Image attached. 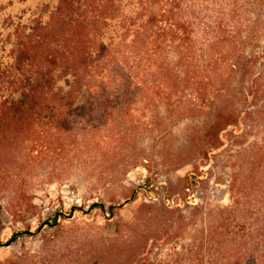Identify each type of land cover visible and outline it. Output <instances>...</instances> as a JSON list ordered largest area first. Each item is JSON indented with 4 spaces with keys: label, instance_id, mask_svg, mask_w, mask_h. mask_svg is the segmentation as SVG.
<instances>
[{
    "label": "trees",
    "instance_id": "obj_1",
    "mask_svg": "<svg viewBox=\"0 0 264 264\" xmlns=\"http://www.w3.org/2000/svg\"><path fill=\"white\" fill-rule=\"evenodd\" d=\"M263 39L264 0H58L0 64V173L10 160L4 148L26 176L44 157L61 156L68 135L85 125L77 118L84 110L121 119L149 113L148 128L199 117L176 155L194 169L164 201L193 214L192 243L178 264H264V141L239 152L227 204L199 196L209 161L247 138V122L264 125ZM18 180L0 176L16 184L19 206L8 208L16 217L32 206L28 178ZM160 185L148 176L134 198L143 191L155 200ZM62 219L57 211L45 225Z\"/></svg>",
    "mask_w": 264,
    "mask_h": 264
},
{
    "label": "rangeland",
    "instance_id": "obj_2",
    "mask_svg": "<svg viewBox=\"0 0 264 264\" xmlns=\"http://www.w3.org/2000/svg\"><path fill=\"white\" fill-rule=\"evenodd\" d=\"M57 2L0 0V64L14 56L24 27L46 20ZM80 114L79 124L85 125L68 135L61 156L44 157L31 175L18 171L19 159L8 157L12 149L2 150L10 160L0 176L28 178L32 206L19 217L10 214L8 208L19 206L12 196L16 184L12 188L0 183V264H178L192 243L193 214L191 208L172 211L164 201L175 198L194 169L181 166L185 161L178 163L176 155L191 139L199 117L168 119L166 125L148 128L149 113L123 119L89 110ZM251 125L247 122V138L226 143L209 161V179L199 192L203 203H228L227 186L235 176L239 152L264 141V125L249 129ZM161 134L167 137L162 140ZM14 151L21 154L17 147ZM148 176L162 183L159 197L152 200L141 191L134 198ZM94 204L104 205L106 211L91 212ZM110 207H115L113 214ZM57 211L64 214L59 226L45 225Z\"/></svg>",
    "mask_w": 264,
    "mask_h": 264
}]
</instances>
